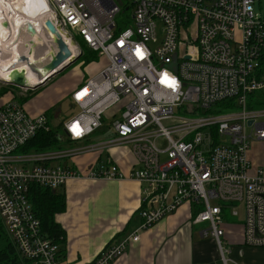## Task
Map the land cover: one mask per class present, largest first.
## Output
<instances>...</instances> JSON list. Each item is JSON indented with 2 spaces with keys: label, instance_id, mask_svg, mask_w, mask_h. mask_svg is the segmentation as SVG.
I'll return each instance as SVG.
<instances>
[{
  "label": "built area",
  "instance_id": "built-area-1",
  "mask_svg": "<svg viewBox=\"0 0 264 264\" xmlns=\"http://www.w3.org/2000/svg\"><path fill=\"white\" fill-rule=\"evenodd\" d=\"M47 2L46 20L73 57L86 47L109 62L72 93L80 111L62 124L66 148L17 153L48 129V116H31L18 100L0 106V217L20 256L31 264H63L59 245L41 233L29 186L58 190L83 176L51 162L125 146L134 157L130 177L143 186L141 222L91 264H113L141 230L184 203L193 206L195 223L206 224L202 235L215 242L220 264H241L226 246L228 214L238 218L240 207L243 243L264 247V169L253 170L248 157L251 142L264 140V108H247L250 93H264V17L254 0ZM227 99L236 101L234 110L210 112ZM184 105L195 116L176 118ZM110 112L114 136L89 143ZM86 177L125 176L108 158Z\"/></svg>",
  "mask_w": 264,
  "mask_h": 264
},
{
  "label": "crops",
  "instance_id": "crops-1",
  "mask_svg": "<svg viewBox=\"0 0 264 264\" xmlns=\"http://www.w3.org/2000/svg\"><path fill=\"white\" fill-rule=\"evenodd\" d=\"M77 85L78 82H72L65 86L63 92L59 93L60 100H71ZM15 88L20 90V96L36 89L11 86L0 96V106L7 101L18 100L14 98ZM37 96H32L25 103L18 100L34 117L55 107L58 102V98L44 97L38 103ZM49 119L51 122L50 117ZM63 122L57 126L61 128ZM103 136L102 140L110 139L114 132L112 129L108 133L104 131ZM256 141L254 142L260 143V146H254L252 141L254 144L251 142L248 151L253 170L259 167L264 169V140ZM88 142L93 143L91 139ZM104 152L105 155L90 152L51 162L73 167L83 176L69 180L61 188L66 193L67 209L57 214L56 220L66 232V257L62 260L63 264H91L105 247L133 233L141 222L139 210L143 186L130 177V165L134 160L130 148L125 146ZM108 158L119 164L124 178L118 180L86 177L97 163L107 161ZM193 212V206L184 203L147 230H141L139 241L130 243L126 253L113 264H220L215 242L211 237L202 235L206 224L195 223ZM226 230L228 244L237 247L235 260L241 264H264V247H252L243 243L241 223L229 224Z\"/></svg>",
  "mask_w": 264,
  "mask_h": 264
},
{
  "label": "trees",
  "instance_id": "trees-1",
  "mask_svg": "<svg viewBox=\"0 0 264 264\" xmlns=\"http://www.w3.org/2000/svg\"><path fill=\"white\" fill-rule=\"evenodd\" d=\"M84 56L86 62L97 58L98 54L84 47ZM5 87H0V96L4 95L10 84H5ZM33 91V90H31ZM30 91V92H31ZM36 92V91H35ZM19 100V97L15 96ZM29 96L20 98L21 103L29 100ZM25 101V102H24ZM234 99H227L217 102L211 109V113L226 112L236 108ZM248 109L264 108V93L253 92L248 95ZM54 110V107L46 110L45 114L49 115ZM106 120V119H105ZM60 126L54 127L50 119L48 120V129H40L34 137L29 139L23 146L16 150L17 153H29L31 151H46L50 149H59L70 146V141L67 138L60 139ZM28 198L32 205L36 217L40 220L41 233L59 245V258L64 260L66 257V232L57 222L56 215L66 211L67 197L63 189L53 190L49 187L40 186L32 183L29 186ZM232 217H227V224H236L230 221ZM230 221V223H228ZM226 225V226H228ZM0 264H31L20 256L16 244L12 241L8 231L0 217Z\"/></svg>",
  "mask_w": 264,
  "mask_h": 264
},
{
  "label": "bare ground",
  "instance_id": "bare-ground-1",
  "mask_svg": "<svg viewBox=\"0 0 264 264\" xmlns=\"http://www.w3.org/2000/svg\"><path fill=\"white\" fill-rule=\"evenodd\" d=\"M49 9L47 0H0V79H10L18 71L30 85H36L41 83L40 75L55 72L50 61L57 52L58 37L44 26ZM28 22L33 23L35 34L25 30ZM48 39L50 49L37 53V46L47 44Z\"/></svg>",
  "mask_w": 264,
  "mask_h": 264
},
{
  "label": "rangeland",
  "instance_id": "rangeland-1",
  "mask_svg": "<svg viewBox=\"0 0 264 264\" xmlns=\"http://www.w3.org/2000/svg\"><path fill=\"white\" fill-rule=\"evenodd\" d=\"M254 11L256 14L264 17V0H254ZM119 21V20H118ZM48 41V42H47ZM46 41L47 44L43 46H37L36 52L39 54H42L47 49H50V43L49 39ZM79 42V41H78ZM41 49V50H40ZM83 53L77 56L75 61L69 63L63 69H61L59 72H57L53 77H51L45 85L40 86L36 89H33V91H29V93L20 96V90L15 88L14 91V97L17 96L20 98H23L25 96H29V100H31L33 97H36V102L39 103L40 100H42L44 97H50L52 99H57L58 102L54 107V110L49 115L51 118V124L56 127L61 122L70 119L72 116L79 113L80 109L78 106H76L71 100H60L59 93H62L64 90V87L68 84H71L72 82H78V87L84 84L88 79L93 78L98 73H100L107 65H108V58L105 55H99L96 59L86 62V57L84 56V47H82ZM40 51V52H39ZM41 57V56H40ZM39 58V57H38ZM47 61V60H46ZM4 82H0V87H5ZM11 88V87H9ZM36 91V92H35ZM25 93V92H24ZM23 94V93H22ZM33 96V97H32ZM25 102V101H24ZM42 102V101H40ZM187 105L181 106L178 109H176L174 116L176 118L179 117H189V116H195L192 114H189L186 111ZM111 112L106 116V120L104 119L103 127L99 131H96L91 136V141L96 143L104 139V131L110 132V120L109 115ZM165 125L168 124V121L164 122ZM60 128V127H59ZM63 131V128H60V132ZM255 140H253L254 142ZM252 142V143H253ZM258 142V140L256 141ZM255 143V142H254ZM253 143V144H254ZM260 143H255L254 146ZM66 148V147H63ZM55 150V149H54ZM103 155H105V152H102ZM55 163V161H53ZM215 203V202H213ZM230 216V214H228ZM243 216L242 209L240 207L239 217L238 218H231L230 221L233 223H242L241 218ZM231 217V216H230ZM228 221V223H230ZM209 238V237H208ZM227 248H230L231 245L227 244ZM252 247H261V246H252ZM232 253H230V256L234 259V255H236V248L235 246H231ZM235 260V259H234Z\"/></svg>",
  "mask_w": 264,
  "mask_h": 264
},
{
  "label": "water",
  "instance_id": "water-1",
  "mask_svg": "<svg viewBox=\"0 0 264 264\" xmlns=\"http://www.w3.org/2000/svg\"><path fill=\"white\" fill-rule=\"evenodd\" d=\"M5 25H8V23L5 22ZM45 25L47 26L49 32H52L57 35L58 39L56 42L57 45V52L53 59L50 61V68L55 70V72H50L46 75H40L39 79L41 80V83L36 85H30L26 77L23 73L18 71H13L11 73L10 79H0L2 82L19 87V88H36L44 83H46L51 77H53L57 72H59L63 67L68 65L69 63L75 61L77 57L72 56V51L69 48L67 41L64 40L60 32L56 29L55 25L51 20H46ZM27 30L33 34H35L36 29L33 25V23L28 22L27 23ZM66 63V64H64ZM63 65V66H62ZM61 67V68H59ZM59 69V70H57ZM52 70V71H53ZM252 121H249V124H251Z\"/></svg>",
  "mask_w": 264,
  "mask_h": 264
}]
</instances>
